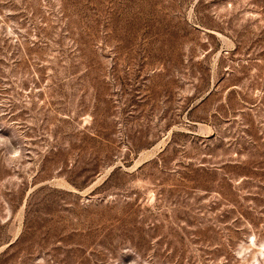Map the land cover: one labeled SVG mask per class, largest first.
<instances>
[{"label": "rangeland", "instance_id": "1", "mask_svg": "<svg viewBox=\"0 0 264 264\" xmlns=\"http://www.w3.org/2000/svg\"><path fill=\"white\" fill-rule=\"evenodd\" d=\"M0 264H264V0H0Z\"/></svg>", "mask_w": 264, "mask_h": 264}]
</instances>
